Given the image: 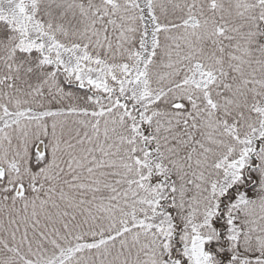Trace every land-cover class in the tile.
Segmentation results:
<instances>
[{"label": "snow or ice", "instance_id": "1", "mask_svg": "<svg viewBox=\"0 0 264 264\" xmlns=\"http://www.w3.org/2000/svg\"><path fill=\"white\" fill-rule=\"evenodd\" d=\"M0 264H264V0H0Z\"/></svg>", "mask_w": 264, "mask_h": 264}]
</instances>
